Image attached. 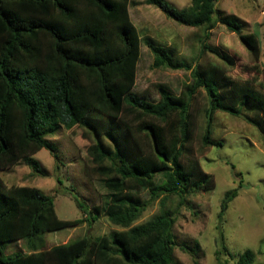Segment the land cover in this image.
<instances>
[{
  "label": "trees",
  "instance_id": "trees-1",
  "mask_svg": "<svg viewBox=\"0 0 264 264\" xmlns=\"http://www.w3.org/2000/svg\"><path fill=\"white\" fill-rule=\"evenodd\" d=\"M130 1L0 0V171L25 163L44 176L34 155L42 149L55 154L46 137L77 125L97 133L90 122L94 112L121 121L125 128L123 133L108 132L111 148L98 141L95 159L108 161L114 170V176L103 182L102 210L123 230L41 250V235L78 226L82 220L59 219L52 197L36 188L9 187L0 177V264H172L173 215L163 213L134 224L149 204L145 193L153 200L208 188V181L194 180L181 162L190 138V101L200 87L210 103L205 145H222L212 139L215 111L233 116L255 112V117H245L264 140V92L247 82L223 83L222 93L212 76L194 71L195 83L180 96L161 88L159 101L153 103L134 92L141 37L131 21ZM145 3L183 26L209 27L221 21L258 51L256 37L242 35L241 24L222 18L216 0H191L179 10L167 0ZM148 46L155 67H183L167 49L150 41ZM237 195V190L226 193L220 224ZM95 211L98 214L100 208ZM220 226L218 262L226 264L221 256L230 254ZM20 241L27 243L29 253L4 255V247ZM255 258L246 250L235 264H256Z\"/></svg>",
  "mask_w": 264,
  "mask_h": 264
},
{
  "label": "rangeland",
  "instance_id": "rangeland-1",
  "mask_svg": "<svg viewBox=\"0 0 264 264\" xmlns=\"http://www.w3.org/2000/svg\"><path fill=\"white\" fill-rule=\"evenodd\" d=\"M176 9L187 7L191 0H167ZM222 18L241 24V34H252L258 40V51L251 50L241 37L215 20L209 27H188L169 19L145 0H131V21L141 37V54L134 87L141 98L156 103L160 89L180 96L195 83L194 71L212 78L220 86L226 82L249 83L264 92V0H216ZM148 41L167 49L180 69L155 67V55ZM233 104V101L230 102ZM209 98L200 87L190 101V138L182 151L181 162L194 180L205 179L207 189L160 195L149 202L141 218L134 224L147 223L153 217L171 213L175 219V248L172 264H219V225L229 255L222 262L235 264L238 256L252 250L256 264H264V140L258 127L249 122L253 111L233 116L215 111L212 139L221 146L205 145ZM90 122L97 133L77 125L60 128L46 137L55 147V154L42 149L34 155L44 176L25 163L0 171L7 186L36 188L52 197L61 220H82L78 226L39 237V248L49 250L70 241L88 237L91 240L123 230L104 214V181L114 176L108 161L97 162V143L112 147L108 132H125L122 123L92 113ZM159 183L162 181L159 178ZM237 190L222 224L219 214L227 192ZM75 197L83 205L80 210ZM95 208H100L97 214ZM4 255L29 253L27 243L20 241L4 247Z\"/></svg>",
  "mask_w": 264,
  "mask_h": 264
}]
</instances>
